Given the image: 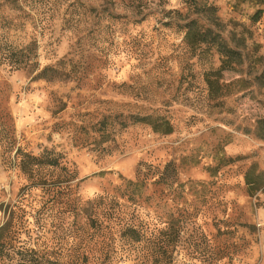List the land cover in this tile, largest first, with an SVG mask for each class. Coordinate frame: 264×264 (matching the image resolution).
Wrapping results in <instances>:
<instances>
[{
  "label": "rangeland",
  "instance_id": "1",
  "mask_svg": "<svg viewBox=\"0 0 264 264\" xmlns=\"http://www.w3.org/2000/svg\"><path fill=\"white\" fill-rule=\"evenodd\" d=\"M192 21L239 54L230 69ZM263 71L264 0H0V264H264V191L245 182H264ZM18 153L77 179L43 169L36 187ZM170 161L175 200L122 196Z\"/></svg>",
  "mask_w": 264,
  "mask_h": 264
},
{
  "label": "trees",
  "instance_id": "2",
  "mask_svg": "<svg viewBox=\"0 0 264 264\" xmlns=\"http://www.w3.org/2000/svg\"><path fill=\"white\" fill-rule=\"evenodd\" d=\"M188 29L187 39H192L194 42L200 44L212 43V45L217 48L218 52L223 58L222 69H230L231 60L230 62H228V60L239 57V54L236 51L230 49L227 44L222 39H220V37L216 35L212 30H200V27L198 26L196 21L190 22L188 24ZM217 73H220V70H218ZM258 80H260L261 84L264 85V71ZM206 81L207 84L212 88V78L210 76H207ZM141 121H145L153 125V129L157 131H160L162 129L161 127L164 126L166 128L162 131L167 133L172 131V127L167 122H164V124H160V122L153 120L150 117L141 118ZM18 159L21 171L29 176L31 181L33 179V183L34 178L43 169H61L69 171V179L66 181L68 188H70L69 184L77 179V174L74 170H69L66 167H62V164H60V160L57 157H51L49 154L35 156L28 153H18ZM255 168V166H252L245 175L247 192L250 196H255L260 190L264 191V182L258 180L263 176V173L259 172V178L255 180ZM41 184L45 183L42 182ZM54 184L57 185V182H54ZM35 185L36 187H40L38 186V184ZM149 185L160 188L164 187L169 192L173 193V198L171 199L175 200L177 198L179 190H183L187 184L180 183L179 172L174 161L166 163L162 168H156L152 165L141 164L135 180H126V182L123 184L122 196L127 197V201H130L131 198H136L134 199V202L137 207L145 210L143 207L144 204L147 203L148 197L146 198L144 196V192L148 190ZM141 213L142 215H144V213L140 212L139 210L138 215L140 216ZM146 215L148 216V214ZM100 218H103V216L102 214L97 212L96 221L93 220V223H100ZM142 223L136 222L134 220H125V224L121 230L122 236L133 242L141 243L146 237V228L144 227V225L142 226ZM2 232L3 229H0V233ZM178 233H180V230L178 231Z\"/></svg>",
  "mask_w": 264,
  "mask_h": 264
}]
</instances>
